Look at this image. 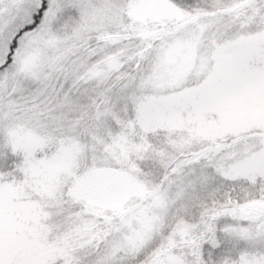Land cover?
Masks as SVG:
<instances>
[{"label":"snow or ice","instance_id":"6c2138e0","mask_svg":"<svg viewBox=\"0 0 264 264\" xmlns=\"http://www.w3.org/2000/svg\"><path fill=\"white\" fill-rule=\"evenodd\" d=\"M0 264H264V0H0Z\"/></svg>","mask_w":264,"mask_h":264}]
</instances>
